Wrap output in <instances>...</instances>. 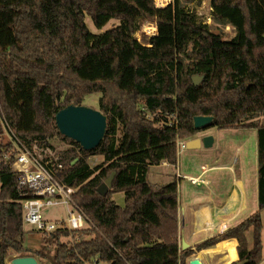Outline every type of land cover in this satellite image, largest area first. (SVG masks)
Here are the masks:
<instances>
[{"label":"trees","instance_id":"1","mask_svg":"<svg viewBox=\"0 0 264 264\" xmlns=\"http://www.w3.org/2000/svg\"><path fill=\"white\" fill-rule=\"evenodd\" d=\"M205 1L157 8L155 0H0V101L17 136L53 147L51 140L62 136L57 113L98 92L99 111L108 118L97 149L86 152L74 142L76 148L61 151L63 179L78 189L76 201L96 228L49 234L56 244L52 264H187L193 252L180 245L179 185L156 187L147 177L151 166L178 164L177 140L196 137L199 116L214 118L206 130H257L259 210L198 251L237 239L239 259L232 264H262L264 123L257 120L264 116V0H208L214 22L234 29L231 40L198 15ZM86 17L99 30L112 20L120 24L94 34ZM147 21L158 34L140 41ZM172 114L178 127L158 126L157 116ZM11 147L0 144V159ZM80 150L105 160L91 168ZM113 173L112 188L100 195ZM117 193H124V207ZM27 197L1 162L0 264L12 253L47 258L25 246ZM78 235L90 238L63 240Z\"/></svg>","mask_w":264,"mask_h":264},{"label":"rangeland","instance_id":"2","mask_svg":"<svg viewBox=\"0 0 264 264\" xmlns=\"http://www.w3.org/2000/svg\"><path fill=\"white\" fill-rule=\"evenodd\" d=\"M193 6V5H191ZM198 15L205 20V22L211 26L213 32L222 35L225 40H231L235 36V31L232 27L227 26L223 27L214 22L211 16V8L208 0L203 2L200 6H198ZM86 24L90 31L94 34H102L108 30H111L117 26H119L120 22L117 20H112L106 27L99 30L95 27L93 21L90 17H86ZM148 26L145 28V24ZM144 25V26H143ZM142 25L141 30L137 34V38L140 41H143L144 35L150 37L148 33H153V27H156L155 22H145ZM151 26V27H149ZM151 30V31H148ZM158 31V28H157ZM148 32V33H146ZM101 98V93H95L93 95L87 96L83 102L82 106H87L96 110H100L99 108V100ZM5 116L3 108L1 106L0 101V123L1 118ZM259 123H264V116L257 120ZM2 126V125H1ZM3 129V128H2ZM208 133L216 137L215 145L211 147H205L202 145L201 148L198 149H189L186 148L178 156V164L171 165L166 168H152L148 172V181L152 183L154 186H164L172 181H177L179 185V189L183 192V195L189 194L191 191L196 192L197 186L193 185L188 177H198L203 172V165L208 163L212 166L214 160H218V163L225 164L228 163L231 158L240 153L241 160L243 161V171L244 178L246 182L249 206L240 212L239 216L233 222V225H240L244 221H246L249 217L254 215L259 210L258 203V136L257 130L255 129H220L217 127L210 128L206 130ZM4 133V132H3ZM121 136V134L119 135ZM194 139V138H193ZM10 143V137L6 133L0 136V144H8ZM52 145L58 150V152L70 150L76 148L74 145V141L71 139H67L64 136H57L53 140H51ZM240 149V152L238 151ZM80 156L86 159L87 163L91 168H95L104 162V157L102 155H88V153L83 154L81 150ZM230 163V162H229ZM226 180L222 181L223 187L228 185L231 182V173L230 171H226ZM182 176H179V175ZM215 172H212V175ZM203 191V189H202ZM207 192V191H205ZM115 202L124 207L125 206V195L124 193H117L114 195ZM63 212V208H52L46 210L44 212L45 217H53L57 219L59 215ZM263 217V246H264V211L262 213ZM25 246L26 248L32 251H40L41 253L47 255V258H42L36 256L39 264H52L51 257L55 254L56 244L50 242L49 235H44L35 228L31 226H25ZM250 245H252V231L247 234ZM90 238V236H76L67 239H63L64 242H77V239ZM181 249L183 252L189 251L188 249H183L181 244ZM14 253L9 255V263L11 262V258ZM29 254H26V256ZM190 257L187 261L189 264ZM264 264V249H263V262Z\"/></svg>","mask_w":264,"mask_h":264},{"label":"built area","instance_id":"3","mask_svg":"<svg viewBox=\"0 0 264 264\" xmlns=\"http://www.w3.org/2000/svg\"><path fill=\"white\" fill-rule=\"evenodd\" d=\"M173 3L174 0H155L157 8H165ZM148 24H145V28ZM153 29L156 30L153 33L146 32L150 37L158 34L157 28L153 27ZM157 118L161 120L158 123L160 127L172 128L179 125L177 114L160 115ZM1 125L4 133L9 135L12 147L3 155L0 163L4 162L11 167L18 176L20 190L24 192L25 197L28 196L22 202L25 226H31L44 235L59 231L73 233L96 228L76 201L78 189L63 179L65 167L61 152H58L54 146L25 144L14 132L5 116L1 118ZM187 143L188 141L178 138V155L187 148ZM188 180L198 187L207 184L201 176L188 177ZM58 207L63 208V212L57 219L45 217L46 210ZM77 240L80 242L82 239Z\"/></svg>","mask_w":264,"mask_h":264},{"label":"crops","instance_id":"4","mask_svg":"<svg viewBox=\"0 0 264 264\" xmlns=\"http://www.w3.org/2000/svg\"><path fill=\"white\" fill-rule=\"evenodd\" d=\"M205 136H211V134L205 131L197 134L195 138ZM212 136L214 137L213 145H215L216 137L213 133ZM190 140L192 139L186 141L189 142ZM238 151L240 152V149ZM240 155V153L234 155L229 161L230 163L221 164L216 159L213 161L212 166L208 163L204 164L203 172L198 177H203L207 184L201 187L197 186L196 192L191 191L186 195H183L180 189L178 191L180 245L185 242L188 246L187 249L193 252L190 260L199 257L204 264H232L239 259L237 253L239 241L237 239L223 241L201 251H198V247L207 240L236 227L237 225H233V222L240 212L249 206L250 202L243 171L244 166ZM170 166L165 162L158 166H151L149 171L152 168ZM226 171L231 173V182L223 187L222 181L227 179ZM212 172H215V174L212 175ZM257 198H259V191ZM235 248L237 258L234 252ZM17 257L18 255L14 254L11 262L6 261V264H12V261Z\"/></svg>","mask_w":264,"mask_h":264},{"label":"water","instance_id":"5","mask_svg":"<svg viewBox=\"0 0 264 264\" xmlns=\"http://www.w3.org/2000/svg\"><path fill=\"white\" fill-rule=\"evenodd\" d=\"M202 78L196 76L194 78L195 85H199ZM214 122L213 117L199 116L194 119L196 130L199 133L206 131V127ZM56 123L59 132L67 139L73 140L79 144L81 148L90 152L97 149L105 138L108 118L101 111L87 106H68L60 110L56 115ZM198 133V134H199ZM214 144L213 136H205L203 138H195L187 143V148L198 149L202 145L211 147ZM116 174L111 177L99 188L98 192L102 196H106L113 186ZM184 242L182 248L187 249ZM12 264H39L37 259L32 256H18L12 261ZM189 264H204L199 257L190 260Z\"/></svg>","mask_w":264,"mask_h":264},{"label":"bare ground","instance_id":"6","mask_svg":"<svg viewBox=\"0 0 264 264\" xmlns=\"http://www.w3.org/2000/svg\"><path fill=\"white\" fill-rule=\"evenodd\" d=\"M231 259H233V257H231ZM231 259H230V260H231Z\"/></svg>","mask_w":264,"mask_h":264}]
</instances>
